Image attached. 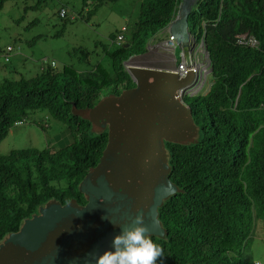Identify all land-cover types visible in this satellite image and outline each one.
<instances>
[{"label": "trees", "instance_id": "16d2710c", "mask_svg": "<svg viewBox=\"0 0 264 264\" xmlns=\"http://www.w3.org/2000/svg\"><path fill=\"white\" fill-rule=\"evenodd\" d=\"M5 1L0 0V9ZM180 1L139 0L128 46L104 48L108 68L100 62L87 71L48 67L0 83V141L37 109L65 122L72 139L56 150L25 148L0 156V244L36 213L44 217L42 226L49 218L53 224L47 222L33 239L46 233L65 243L88 234L85 227L75 229L86 204L82 185L96 170L106 140L83 115L95 111L100 97L104 102L127 89L131 80L123 63L146 52L147 41L176 16ZM188 30L204 45L212 83L186 103L197 140L165 143L168 176L177 192L158 208L166 234L150 238L163 248L157 264H255L245 250L256 222L264 224V0H198L188 15ZM243 35L256 45L239 44ZM77 52L79 61L87 60L88 51ZM153 71L135 69L145 85ZM56 222L63 226L53 232L47 225ZM103 233L91 234L94 244ZM23 245L12 247L24 251ZM15 258L9 254L0 264Z\"/></svg>", "mask_w": 264, "mask_h": 264}, {"label": "rangeland", "instance_id": "374dc122", "mask_svg": "<svg viewBox=\"0 0 264 264\" xmlns=\"http://www.w3.org/2000/svg\"><path fill=\"white\" fill-rule=\"evenodd\" d=\"M61 9H65V17L59 16ZM138 15L139 0H6L0 9V55L8 45L14 51L8 62H0V83L32 77L48 67L61 71L64 65H72L87 71L100 62L108 68L110 59L104 48L127 44ZM118 34L124 37L120 44L115 41ZM79 49L89 52L86 61L78 60ZM182 58L195 73L179 77L173 64L181 63ZM123 65L131 80L127 89L106 96L104 102L100 97L95 111L83 115L95 134H104L106 144L92 177L82 185L86 204L78 211L75 226L77 231L85 227L89 234L98 230L114 238L122 234L121 225L135 226L131 223L135 214L152 222L154 213L173 193L165 143L197 140L199 133L191 124L186 103L191 95L206 93L212 83L203 43L190 37L185 52L170 39L167 26L147 41L146 52L131 56ZM144 68L154 70L146 85L135 72ZM71 141L65 122L45 109L32 110L0 141V156L25 148L56 150ZM37 232V228H27L21 235H12L1 251L0 262L13 254L14 262L6 264L22 263L23 249L12 246L31 242ZM88 236L83 238V250L94 245ZM103 240H99L100 246ZM245 256L264 264L261 221L256 222Z\"/></svg>", "mask_w": 264, "mask_h": 264}, {"label": "water", "instance_id": "95a60500", "mask_svg": "<svg viewBox=\"0 0 264 264\" xmlns=\"http://www.w3.org/2000/svg\"><path fill=\"white\" fill-rule=\"evenodd\" d=\"M197 2L198 0H181L176 16L167 25L170 39L174 40L176 44L182 49L187 48L190 44L188 15ZM125 46L127 47L128 44ZM176 192L177 187L173 184V193L171 195L175 194ZM36 216L37 213L30 219H26L22 223L20 231L17 235L25 233L27 228L35 229L36 226H39L41 229L42 225L39 220H36ZM33 218L35 220L31 222V219ZM146 226L150 231L149 238L152 236L158 238L165 237L166 232L158 218V209L154 213L152 222L147 221ZM12 235H7L0 244V254L3 247L7 245ZM88 235L89 233L86 236ZM86 236L78 235L77 237L67 240L65 243H60L59 241H55L56 239L52 235L48 237L46 233L45 235L42 233L40 237L33 239L31 242L28 243L26 241L24 245L26 249L23 252L27 253L25 254V258L22 259V263H25L30 258H32L33 260L30 262L31 264H97L99 257L102 256L106 251H115L113 247L114 237L106 232L96 235L97 240L94 242L97 243L92 245L90 248L83 250L81 245L84 244L85 241L83 238ZM93 236L94 235L90 234L88 237L91 238ZM102 238H104V240L101 243L102 246H100L99 240Z\"/></svg>", "mask_w": 264, "mask_h": 264}, {"label": "clouds", "instance_id": "9594fccd", "mask_svg": "<svg viewBox=\"0 0 264 264\" xmlns=\"http://www.w3.org/2000/svg\"><path fill=\"white\" fill-rule=\"evenodd\" d=\"M111 222L114 224L113 220ZM133 222L132 228L121 225L122 234L113 240L115 251H106L97 264H157V259L163 257V248L149 238L145 216L135 214Z\"/></svg>", "mask_w": 264, "mask_h": 264}, {"label": "built area", "instance_id": "2783aa9c", "mask_svg": "<svg viewBox=\"0 0 264 264\" xmlns=\"http://www.w3.org/2000/svg\"><path fill=\"white\" fill-rule=\"evenodd\" d=\"M59 16L60 17H65L66 16V11L65 9H61L59 11ZM124 37L122 34H118L115 41L120 44L123 41ZM237 42L239 44H244V45H250V46H255L256 45V41L250 36V37H246V36H241ZM14 51V48L11 45L6 46L5 50L3 51V53L0 55V62L3 60L5 62L9 61V56L10 54ZM183 59V58H182ZM43 63H48L46 60H44ZM50 65L53 66L54 62L51 61ZM174 70H176L179 74V77H184L189 71L192 72H196L195 69L188 64L187 61H185V59H183V61H181V63H176ZM188 87V86H187ZM186 87V88H187ZM185 88V89H186ZM23 121H18L16 124H20ZM255 264H260L259 262H256Z\"/></svg>", "mask_w": 264, "mask_h": 264}, {"label": "flooded vegetation", "instance_id": "af4514ba", "mask_svg": "<svg viewBox=\"0 0 264 264\" xmlns=\"http://www.w3.org/2000/svg\"><path fill=\"white\" fill-rule=\"evenodd\" d=\"M42 219H44V217L42 218ZM42 219H39V218H36V220H42ZM46 219V218H45ZM47 220V222H50L51 223V221H50V218L49 219H46ZM47 222L45 223V224H47ZM45 224H43V226L41 227V229L43 230V228H45ZM51 224H53V223H51ZM47 226H49V229L50 228H52V229H50V230H53V232L56 230H58L59 229V227L61 226H63V224L62 225H60V224H58V222H56V224L55 225H53V226H51L50 227V225H47ZM35 228H37V230H38V232H40L41 231V229H40V227L39 226H36ZM39 236V235H38ZM41 236V235H40ZM39 236V237H40ZM47 236H50V235H47ZM36 257H39V256H36ZM41 259H43V258H41ZM33 259L32 258H30L28 261H26L25 263L23 262L22 264H31L30 262L32 261ZM38 260H40V259H38ZM41 261V260H40Z\"/></svg>", "mask_w": 264, "mask_h": 264}, {"label": "crops", "instance_id": "0c3cea01", "mask_svg": "<svg viewBox=\"0 0 264 264\" xmlns=\"http://www.w3.org/2000/svg\"><path fill=\"white\" fill-rule=\"evenodd\" d=\"M175 66V64H173V67ZM166 69H168V68H166Z\"/></svg>", "mask_w": 264, "mask_h": 264}]
</instances>
